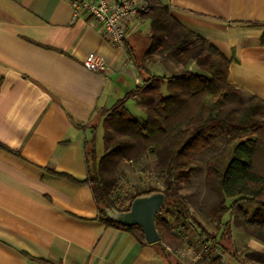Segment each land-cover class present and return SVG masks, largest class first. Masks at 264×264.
Instances as JSON below:
<instances>
[{
    "label": "crops",
    "instance_id": "1",
    "mask_svg": "<svg viewBox=\"0 0 264 264\" xmlns=\"http://www.w3.org/2000/svg\"><path fill=\"white\" fill-rule=\"evenodd\" d=\"M161 1L226 55L230 83L264 100V0ZM148 36V20L129 21L125 46L138 60ZM91 52L103 70L85 65ZM159 60L144 64L157 74ZM146 76L70 0H0V264H172L154 243L104 221L84 183L90 126ZM127 107L142 111L136 98ZM225 243L232 264H263L259 240L232 230ZM187 248L194 250H178V264H186L179 254Z\"/></svg>",
    "mask_w": 264,
    "mask_h": 264
},
{
    "label": "trees",
    "instance_id": "2",
    "mask_svg": "<svg viewBox=\"0 0 264 264\" xmlns=\"http://www.w3.org/2000/svg\"><path fill=\"white\" fill-rule=\"evenodd\" d=\"M139 17L149 21L148 49L138 60L125 41L123 46L147 76L104 110L98 125L90 126L94 135L86 140L88 175L84 183L91 187L102 219L142 243L147 241L140 226L117 223L105 209L113 206L127 210L135 197L163 191L166 203L156 217L161 240L154 244L165 256L175 257V252L191 241L173 222H183L181 226L189 222L198 232L200 245H207L196 252L200 256L196 255L191 264H232L225 258L232 252L225 243L230 240L232 225L264 244V100L246 95L230 83L226 55L179 23L161 0H149ZM159 57H170L183 70L172 75L151 73L144 63ZM191 64L196 68H190ZM132 98L143 108L141 120L127 107ZM100 127L104 152L98 157L95 135ZM221 138L225 139L223 148L204 165L199 164L198 152L217 147ZM149 155L161 176L155 178L161 186L142 185L138 191L132 188L130 194L121 192L122 166L142 164ZM203 170L205 188L221 196L208 211L216 226L214 232L194 215L182 194ZM121 196L125 205L120 203ZM228 198L233 199L230 204ZM242 204H255L256 208L250 213ZM226 214L229 219L223 222ZM256 257L264 264V252Z\"/></svg>",
    "mask_w": 264,
    "mask_h": 264
},
{
    "label": "rangeland",
    "instance_id": "3",
    "mask_svg": "<svg viewBox=\"0 0 264 264\" xmlns=\"http://www.w3.org/2000/svg\"><path fill=\"white\" fill-rule=\"evenodd\" d=\"M144 28V27H143ZM142 29V28H141ZM161 67L159 66H154L153 67V72L157 74H164V75H172V74H178L183 70V67L176 64L174 60H172L170 57H162L161 60ZM170 61V62H169ZM171 63V64H168ZM159 64V63H158ZM142 111H136L135 109H132V114L138 118V119H143L144 118V111L143 108H141ZM102 128L100 127L98 131L96 132V149H97V155L100 157L103 152H104V142L102 138ZM225 143V139L221 138L220 144L215 147H204L202 148L201 151L198 152L197 154V159L196 161L204 165L205 161L208 157L211 155L215 154L219 150L223 148V145ZM145 169L146 172L145 174L142 171V169ZM121 173V182H120V190L123 193H128L130 194L131 189L135 188L136 191H138L141 186L143 185L145 188H149L150 186H156V181L154 180L155 178H158L161 176L157 172L154 163H153V157L151 155L147 156L145 158V162L142 164H138L136 166L131 165H123L122 166V171ZM204 176H205V171L198 172L193 178H192V185L185 188L182 191V194L185 196V200L187 203V206L190 208V210L194 213V215L204 224V226L210 231L214 232L216 230L215 224L210 220V216L208 214V211L217 203L219 198L221 197L220 194H216L213 192L208 191L205 186H204ZM132 180V183L134 185H130V181ZM143 181L145 183H143ZM154 182V183H149V182ZM148 182V183H146ZM161 186V184L157 185ZM134 191V189H133ZM233 199L228 198L227 202L230 204ZM250 213H252L256 206L255 204H242ZM229 215L226 214L224 215L223 222L228 221ZM185 221V220H184ZM173 222V220H172ZM173 224L177 227L178 229V223L173 222ZM180 224H183L180 223ZM223 228L225 227L222 226ZM231 231L233 230V234H236V231H242L240 228H237L235 226H231ZM184 231L188 234L189 239H191L190 242H188V246L194 248L196 252H201L203 248L207 245H200V239L198 232L191 223L185 222L184 225ZM243 232V231H242ZM229 242L228 240H226ZM231 248V247H230ZM194 250H191L192 252H189V249L182 250L180 252V257L186 264H191V262L194 260L195 256L198 253H193ZM199 250V251H198ZM172 264H178V251L175 252V257L172 256Z\"/></svg>",
    "mask_w": 264,
    "mask_h": 264
},
{
    "label": "built area",
    "instance_id": "4",
    "mask_svg": "<svg viewBox=\"0 0 264 264\" xmlns=\"http://www.w3.org/2000/svg\"><path fill=\"white\" fill-rule=\"evenodd\" d=\"M75 13H88L105 27L108 38L119 47L128 33L129 21L148 8L149 0H70ZM85 65L96 71L104 69V60L96 53H89ZM197 256H200L197 254Z\"/></svg>",
    "mask_w": 264,
    "mask_h": 264
},
{
    "label": "water",
    "instance_id": "5",
    "mask_svg": "<svg viewBox=\"0 0 264 264\" xmlns=\"http://www.w3.org/2000/svg\"><path fill=\"white\" fill-rule=\"evenodd\" d=\"M166 199L167 196L163 191H153L135 197L127 210L109 206L105 211L107 216L117 223L125 226H140L147 243H156L161 240L156 217L164 208Z\"/></svg>",
    "mask_w": 264,
    "mask_h": 264
}]
</instances>
